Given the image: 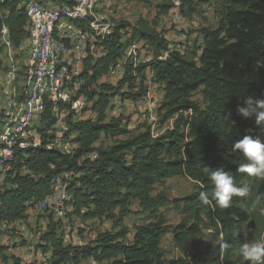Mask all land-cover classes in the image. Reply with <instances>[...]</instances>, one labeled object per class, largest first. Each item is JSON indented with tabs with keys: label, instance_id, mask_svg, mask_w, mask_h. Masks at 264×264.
<instances>
[{
	"label": "trees",
	"instance_id": "1",
	"mask_svg": "<svg viewBox=\"0 0 264 264\" xmlns=\"http://www.w3.org/2000/svg\"><path fill=\"white\" fill-rule=\"evenodd\" d=\"M25 1H0V8L11 7L9 14L0 11V32L9 27L15 46L20 45L27 34L24 30L28 20L23 6ZM221 1L223 8L218 10L220 18L217 27L204 28L200 33V54L186 56L181 51L168 48L164 38L146 27L133 33V37L138 35L151 42L155 54L144 66H135V69L132 65L127 67L119 86L129 82L130 73H142L148 68L153 84L156 86L159 83L164 89V98L160 103V109L165 110L162 121L174 118L173 127L164 133L154 136L147 127L115 145L95 149L94 144L103 132L117 135L128 133L126 126L121 124L122 117L104 121L111 98L106 94L102 95L98 120L79 121L73 125V130L79 132L77 140L80 146L64 153L51 147L52 144L49 146L55 140V135L49 132L55 122L49 109L46 110L41 120L45 123L38 127V144L21 149L15 163L16 169L17 163L19 168L29 165L44 177L21 176L17 169L16 176L9 178L8 185L0 192V222L24 219L27 216L26 206L31 201L50 194V181L59 174L71 171L76 182L90 189V200L99 214H104L110 204L118 202L116 197L123 187L133 188L143 207L152 213L153 221L137 226L131 239H128L129 230L125 227L115 232H99L90 244L55 251L43 264H63L66 258L79 263L82 258L90 257L108 264H244L238 249L246 242V229L254 224L261 235L264 223H251L257 218V210L252 205L254 178L237 171L245 161L240 152L233 150V145L245 135H260L264 140V134H261L254 120L236 111L248 96L264 97V67L256 66L257 60H264V0ZM39 2L45 7L73 6L76 0ZM181 2L186 4L189 0ZM19 4L24 10H15ZM162 8L168 12L171 4ZM126 27L121 24L113 28L102 43L104 49L105 40L111 42L106 45L109 52L117 45L122 46L121 30ZM106 57L108 65L111 52ZM94 69L97 74L101 72L96 67ZM4 70L6 67L0 59V72ZM144 79L143 76L139 90L133 95L135 100L145 99L149 95ZM86 86L87 81L82 92ZM196 93L202 94V102L194 100ZM89 96L92 95L89 93ZM1 117L0 113V131ZM70 118L71 115L66 119L67 126ZM66 135L67 131L60 139L62 144L71 142L64 141ZM94 151H97L96 158L91 160L85 157ZM219 166L232 174L238 186L249 184L251 187L247 198L233 197L231 206L226 209L220 208L214 200L209 205H202L198 200L201 191L210 192L213 187L206 167ZM173 176L191 178L196 182V189L190 195L176 199L186 217L171 227L165 217L158 213L166 199L161 195L153 196L152 191L157 182ZM171 229L177 245L194 246L187 256L165 258L161 241ZM205 231H209L218 244L197 250L198 239ZM221 242L229 244L223 253L219 247ZM56 254L58 258H53ZM11 259L12 264L21 262L16 255Z\"/></svg>",
	"mask_w": 264,
	"mask_h": 264
},
{
	"label": "rangeland",
	"instance_id": "2",
	"mask_svg": "<svg viewBox=\"0 0 264 264\" xmlns=\"http://www.w3.org/2000/svg\"><path fill=\"white\" fill-rule=\"evenodd\" d=\"M36 1L39 2V0ZM92 1L95 3L96 16L98 17L95 18L96 25L93 27V35L96 39V43L93 44L91 54L84 60L83 79L87 81L84 93L90 101V111H87L85 114H88L92 118V121L98 120L101 113L98 110L103 103L102 95L105 96L109 94L111 95L110 104L105 111L104 121L110 122L112 118L122 117L121 124L125 125L128 131V133L124 135L101 133L98 141L94 144L95 149L107 148L115 145L131 136L137 135L147 127H150L154 136L164 133V131L173 127L174 118L162 121L163 115L165 114V110L160 109L162 100H155L153 104H150L151 106L148 110L141 111L142 108L140 106V108L136 107V101H143L144 99H133L134 93L140 88L139 85L143 76L145 77L144 81L146 80L144 83L149 92L147 98L150 103L152 102L153 91H157L160 95L164 93L163 86L159 83H157L156 86L153 84V78L148 68L146 71H142V73H130L131 77L129 82L119 86L124 75L121 78V75L118 74L117 71L125 72L127 67L131 65L133 69H135V66H144L153 59L155 54L154 45L151 42L139 38L138 35L133 37V33L137 31V29H144L146 27V29L154 31L155 34L168 42L170 35L178 32V20L184 23V26L187 27V31H189L182 32V39H188L181 43L184 54L186 56H192L193 53L200 54L201 51L198 47L202 44L200 42V33L204 28L217 27L220 18L218 10L223 8V2L221 0H189V2L183 4L181 0ZM168 4H171V8L168 12H164L162 6ZM20 8L23 9L19 4L16 6L15 10ZM10 10V5L4 9L0 8L1 13L4 14H9ZM26 13L28 15L27 11ZM27 19L29 20V16ZM121 24L127 25L126 28L121 30L122 40L120 43L123 45H117L114 50L110 51L111 59L107 65L108 60L106 56L107 53L109 54L110 52L106 45L111 42H106L107 40H105L106 49H104L102 43L112 32V29ZM24 30L27 34L22 38V42L18 46H15L12 32L9 27L4 28V30L0 32V59L6 67L4 73H18L29 55L28 45L31 34L28 29L27 21ZM129 41L133 44H129ZM101 45L102 54L100 58H98ZM172 49L180 51L177 48ZM129 51L130 56H128ZM118 53L119 55H117ZM87 61L88 63L86 65ZM94 67L98 68L101 72L97 74ZM85 70L87 71L86 77L84 76ZM2 79L3 81L6 80L5 75H2ZM5 84H7V86L2 87V85ZM2 85H0V110L2 103L12 91V86L9 83L4 82ZM89 93L92 95L91 97ZM194 100L202 102V94L196 93L194 95ZM123 101L128 102V106L124 105L119 109L117 106L123 104ZM70 115L71 118L68 121L67 130L68 135H66L64 141L76 143L77 148L80 146V142L77 140L79 132L73 130V125L79 123L74 121V119H78L74 117H79V115L74 109H71ZM151 115H157L155 121H150ZM44 123L45 121L39 122L36 124V127L43 126ZM66 124L63 125L65 126ZM61 127L62 125L52 124L51 129L53 130L52 133L55 135L56 141L54 140V144H52L51 147H56L64 153H68L61 140H58L56 136L58 131L62 129ZM49 135L51 134L49 133ZM48 138H50V136ZM96 155L97 151H94L85 157L93 160L96 158ZM16 167L21 176H32L33 174V177L37 179L44 177V174L36 173L29 165L19 168L17 163ZM62 175L63 183L68 186V194L70 196L69 200H66L64 202L65 204L62 206V213L51 210L40 211L36 210L34 207L31 209L26 206V215L27 218H30L28 227L30 230L34 231L36 237L27 240V243H25L24 241L26 240H21L19 237L17 238V233L15 231L11 233V231L8 230L1 234L0 247L3 248H0V264H12V256H22L25 249L33 248L37 252L41 250L46 258L45 260L48 261L53 253L60 251V249L68 246L90 244L95 239L97 233L103 231L115 232L123 227L128 228V239H131L137 226L153 221L152 213L143 207L140 199L136 195L135 189L123 187L116 197L118 202L116 204H110L104 214H99L98 209L95 208L94 202L90 200V189L87 188L86 185L76 182L75 177L72 176V171ZM52 180L49 183L50 191L54 188ZM195 189L196 182L186 176L169 177L155 184L152 195H161L162 198L166 199V202L159 207L158 213L165 217L167 223L171 225V227L176 226L186 217L182 211V206L176 202V199L190 195ZM130 191H132V193ZM257 197L260 199L257 200ZM253 204L257 210V218L251 223H264V179L254 178L252 205ZM253 225L254 224L249 225L246 229V242L264 240V232L261 235L258 234V226ZM204 233L205 234L198 239V244L196 246L197 250H204L208 246L215 247L218 244L213 240L209 231H205ZM41 241L47 242V245L41 246ZM161 247L166 259L187 256L194 249V246L191 244L184 246L177 245L172 229L162 238ZM41 248L44 249L42 250ZM53 258H58V254L54 255ZM32 264L35 263L33 262ZM63 264L108 263H100L90 257L82 258L79 263H74L66 258ZM244 264H249V262L244 261Z\"/></svg>",
	"mask_w": 264,
	"mask_h": 264
},
{
	"label": "bare ground",
	"instance_id": "3",
	"mask_svg": "<svg viewBox=\"0 0 264 264\" xmlns=\"http://www.w3.org/2000/svg\"><path fill=\"white\" fill-rule=\"evenodd\" d=\"M75 4L83 5V15L67 18V36H63V28H58L56 25L62 24L65 15L73 13ZM75 4L73 6L67 4L65 6L51 5L45 7L36 0H27L23 4L24 9L28 12L32 33L28 45L29 55L18 73L0 72V83L3 82L1 76L5 75V81L12 86V91L2 103L0 110L2 115L0 152L4 151L0 155V192L8 185L7 180L16 176L18 171L15 168V163L18 153L31 144V132L37 131V137L39 138L36 124L41 122L46 110L49 109L55 125H62V129L56 134L58 140L63 138L64 128L67 131L66 119L70 116L71 109H74L79 117L84 112L85 104L80 103L86 102V96L82 92L83 87L80 85L84 83L85 86L86 83L82 77L84 60L91 54L93 44L96 43L92 32L93 27L96 25L95 18L98 16H96L95 3L92 0H76ZM49 12L56 14L54 23L53 21H46L45 17ZM75 35L84 36V38L80 42H72L71 38H75ZM200 42L202 43V40ZM71 47L72 51L68 52L67 56L64 55V51L70 50ZM87 48H90V50L84 52L87 51ZM41 53H45L47 56L48 67H43V65H46V56H41ZM72 65L76 66L74 76ZM48 68L51 72L49 76ZM72 85L73 89H68ZM50 96L52 97L49 100H45V97ZM136 102V107L140 106L141 111H146L151 106L148 98ZM73 104H78V106L71 108ZM85 120H92V118L85 114ZM74 121L79 122L82 120L78 118ZM38 142L39 140L33 144L37 145ZM72 145L71 142L63 144L66 151H71L77 146L76 144ZM55 180L56 178H53V184ZM52 194L57 195L59 209L62 211L64 202L69 200L70 197L68 186L64 183L54 185ZM62 194H67L65 200ZM47 196L49 194L45 197ZM45 197L40 200H33L29 205H31V208L34 207L37 210L44 211V208H40V205ZM46 210L54 211L53 208H46ZM7 225V231L9 230L11 233L15 231L17 237L27 235L26 220L19 219L11 223L0 222V228H6ZM1 234L3 233L0 232ZM34 238L33 236H26L23 240H26L24 242L27 243V240ZM40 244L41 246L47 245L44 241H41ZM20 259V264H27L28 261L36 264L46 262L44 253L41 250L37 252L34 248L25 250Z\"/></svg>",
	"mask_w": 264,
	"mask_h": 264
},
{
	"label": "clouds",
	"instance_id": "4",
	"mask_svg": "<svg viewBox=\"0 0 264 264\" xmlns=\"http://www.w3.org/2000/svg\"><path fill=\"white\" fill-rule=\"evenodd\" d=\"M256 66L257 68L264 67V60H257ZM236 111L239 115L254 120L261 134H264V97L248 96L243 105H238ZM233 150L240 152L244 157L245 162L237 168L239 173L264 179V140L260 135H245L233 145ZM205 171L213 187L210 192L201 191L199 193L198 200L202 205H209L214 200L220 208L226 209L231 206L233 197L247 198L249 196L250 185L238 186L232 174L224 167H206ZM259 199L257 197V200ZM219 247L223 253L229 244L221 242ZM238 252L242 260L249 264H264V240L242 243Z\"/></svg>",
	"mask_w": 264,
	"mask_h": 264
},
{
	"label": "built area",
	"instance_id": "5",
	"mask_svg": "<svg viewBox=\"0 0 264 264\" xmlns=\"http://www.w3.org/2000/svg\"><path fill=\"white\" fill-rule=\"evenodd\" d=\"M30 9H31V7H30ZM55 15L56 14H53V12H49V14H47L46 17H45L46 21H53V23H54V16ZM75 15H83V5H76L75 4V8L73 10V13L70 14V15H65V20H62V24L61 25H56L58 28H63V36H67V28H68V26H67V18H72ZM27 22H28V29L30 31V21L27 20ZM177 22H178V32L172 33L170 35V37L168 38L167 47L168 48H177V49H179L182 52V54H184L183 47H182L181 43L187 41L188 39H182V32H189V31H187V27L184 26V23H182L181 21H178V20H177ZM30 34H32L31 31H30ZM82 38H84V36H76L75 35V38H71V39H72V42H80L82 40ZM60 49H61V44H60ZM89 50H90V48H87V51H84V52H88ZM71 51H72V47L70 48V50L64 51V55L67 56L68 52H71ZM130 51H131V49H130ZM130 51H129V55L128 56H130ZM101 54H102V45H101L100 50H99V57L98 58H100ZM41 56H46V55H45V53H41ZM43 67H48L47 56H46V65H43ZM72 67H73V76H74L75 73H76V66L72 65ZM57 72H60V71H57ZM117 72H118V74L121 75V78L125 74L124 71H117ZM50 73L51 72H49V68H48V76H49ZM80 86L84 87V83L81 84ZM68 89H73V85L69 86ZM51 97L52 96L45 97V100H49ZM163 98H164V95H160V94L157 93V91H153V93H152V102L150 104H153V102L155 100H162L163 101ZM80 104H85V112L81 113V117H74V118H80V120L84 121L85 113L87 111H90V101L86 97V102H81ZM124 105L128 106V102L124 101L123 104L118 105L117 107L120 109ZM76 106H78V104H73L71 106V108L76 107ZM156 117H157V115H151L150 121H155ZM64 129H65V133H66V128H64ZM47 135L45 137H47ZM38 140H39V138L37 137V131L31 132V144H29V146H31L33 143L37 142ZM50 144H54V143H49V146H50ZM73 145H74V143H73ZM3 152L4 151H1L0 155ZM4 171L5 170L3 169V172ZM32 177H33V174H32ZM62 183H63V175L59 174V175H57V178L54 181V185H62ZM62 195H64V200H65V197H67V194H62ZM28 207L31 208V206H29V205H28ZM40 208H44V211L46 210V208H53L54 212L62 213V211H60V209H59V202H57V195L52 194V191L50 192L49 196L45 197V199L42 201V203L40 205ZM24 219L26 220V223H27V235H24V237H19V238L21 240H23V238H25L26 236L36 237L34 231L30 230L29 227H28L30 218H27V216H26V217H24ZM7 228H8V225L6 226V228H0V232L5 233L7 231ZM25 250H27V249H25ZM18 256H20V255H18ZM30 263H32V261H28V264H30Z\"/></svg>",
	"mask_w": 264,
	"mask_h": 264
},
{
	"label": "crops",
	"instance_id": "6",
	"mask_svg": "<svg viewBox=\"0 0 264 264\" xmlns=\"http://www.w3.org/2000/svg\"><path fill=\"white\" fill-rule=\"evenodd\" d=\"M1 79H2V76H1ZM3 80V79H2ZM4 82L6 83V81H3L2 83H0V85H2V84H4ZM6 87L7 86V84H5V85H2V87Z\"/></svg>",
	"mask_w": 264,
	"mask_h": 264
}]
</instances>
